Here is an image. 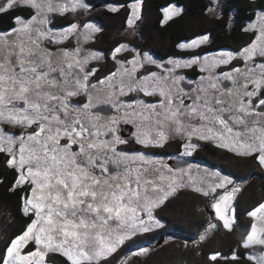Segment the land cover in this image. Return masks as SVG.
Masks as SVG:
<instances>
[{"label": "snow or ice", "instance_id": "1", "mask_svg": "<svg viewBox=\"0 0 264 264\" xmlns=\"http://www.w3.org/2000/svg\"><path fill=\"white\" fill-rule=\"evenodd\" d=\"M143 2L127 5L129 28L141 19ZM16 8L32 14L13 16L14 26L0 33V162L13 173L9 190H23L20 211L30 222L0 250V264H113L126 241L160 227L154 210L178 191L191 188L208 197L233 183L218 171L193 175L191 164L173 169L143 151L119 149L129 143L117 134L120 121L135 125V143L145 149L180 139L182 155L190 156L199 146L195 139L254 157L264 167V7L254 0L255 18L242 28L254 38L244 47L183 61L170 58L171 67L126 43L107 55L86 48L101 32L91 21L78 20L58 31L49 26L55 15L87 13L85 0H3L0 14ZM107 11L120 8L109 5ZM182 11L175 4L162 7L161 25ZM72 40L75 46H64ZM208 41L203 35L178 47L196 49ZM93 61H111L112 67L98 77L101 69ZM193 66L202 75L185 91L176 70ZM222 66L228 70L217 73ZM221 78L232 86L222 89ZM100 103L111 105L117 115L102 116L95 110ZM238 191L225 190L212 204L229 231L236 222L230 201ZM247 216L250 227L239 245L246 252L216 251L210 264H239L242 257L264 264V251H253L264 249V203ZM147 252L140 248L119 264Z\"/></svg>", "mask_w": 264, "mask_h": 264}, {"label": "trees", "instance_id": "2", "mask_svg": "<svg viewBox=\"0 0 264 264\" xmlns=\"http://www.w3.org/2000/svg\"><path fill=\"white\" fill-rule=\"evenodd\" d=\"M86 1L90 4L104 2L123 5L117 13L103 10L99 16H95V21L100 22L103 29L99 39L91 44L93 47L101 49L106 54L119 42L128 41L122 32L126 26L128 11L126 4L132 0ZM254 2L255 5L264 7V0H254ZM169 4H175L183 11L161 25L160 21L163 17L160 10ZM207 7V0H144L142 7L144 20L141 22L139 31L141 36L134 37L130 42L140 44L156 55L179 53L181 56H186L197 53L198 50H178V44L196 36L210 37L208 46L202 50L238 51L250 42L251 38H254L252 33L242 31L245 23L254 18L253 0H223L222 13L216 17L208 15ZM19 14L28 17L31 10L16 8L0 14V31L14 26L12 17ZM57 20H60L57 23L64 22L63 19ZM204 146L199 153L202 161L207 165H212V161L219 163L221 161L220 168L223 171L234 178H244V184L235 196L236 222L233 230H216L204 240H200L199 236L208 224V213L204 209L207 199L204 195L190 189H181L155 211V215L163 221V225L126 241L118 250V254H114L113 264H119V259L123 258L132 247L146 242L150 243L148 252L141 256L132 255L128 264H210L208 258L216 251L225 256H231L233 251L241 254L246 252L239 245L251 223L247 212L264 199V168L254 157L237 156L209 144ZM4 177L7 178L3 179ZM0 179H3L0 183V250H3L10 238L18 234L30 221L20 211V196L23 190H9L14 177L12 171L6 170L2 162H0ZM168 233H174L177 237L166 239L155 247L153 242L158 236L168 235ZM186 243L187 246H185ZM220 264L225 262L220 261ZM239 264H249V262L242 257Z\"/></svg>", "mask_w": 264, "mask_h": 264}, {"label": "rangeland", "instance_id": "3", "mask_svg": "<svg viewBox=\"0 0 264 264\" xmlns=\"http://www.w3.org/2000/svg\"><path fill=\"white\" fill-rule=\"evenodd\" d=\"M222 1H223V0H207V5H208V7H207V10H206V11H207V13H208V15H209L210 17H216V16H218V15H220V14L222 13V10H221V3H222ZM2 2H3V0H0V3H2ZM85 2L88 3L86 0H85ZM130 3H131V2H128V3L126 4V6H127L128 4H130ZM88 4L90 5V10H89L87 13H84L83 15H65V16L55 15V16L52 17V23H51L49 26H50V27H53L54 30L58 31L60 28H62V27H66L69 23L77 22L78 20H82V21L85 22V23L91 21L92 23H95L98 27L101 28V32L95 34V37H96V35H97V37H96V39H95L94 41H96V40L99 39V37L101 36V33H102V29H103V27L100 25V22L98 23V22L95 21V16H99L103 10H106V11H107V7H108L109 5H111V6H115V7H118V8H120V10H121V7H122L123 5H121V4H117V3H104V2H102V3L95 2V3H91V4L88 3ZM177 7H178V6H177ZM210 8H214L215 11H214V12H209L208 9H210ZM160 11H161V10H160ZM31 14H32V13H31ZM31 14H30V15H31ZM30 15H29V16H30ZM161 15H162V17H163L162 12H161ZM29 16H28V17H29ZM26 18H27V17H26ZM231 18H232V15H231ZM254 18H255V15H254ZM254 18H253V19H254ZM57 19H63L64 22H63V23H57V22H60V20H57ZM126 20H127V19H126ZM143 20H144V15H143V11H142V9H141V19L138 20V21L136 22L135 25H133L131 28H129L128 25H127V23L125 24L126 26L124 27L122 33H124L123 35L128 39V41H127V40H123V41H121V42H119V43L124 42V43L128 44L130 47H132V48H136L137 50H139V51H141V52H147L149 55H151V56L154 58V55H152V54L149 52V50H148L147 48H143V46H140V44L138 45V44H134V43H131V42H130V40L134 39V37H136V36H137V37L141 36V33H139V31H140V25H141V22H142ZM232 21H233V20H232ZM248 22H249V21H248ZM248 22H246L245 25H246ZM12 27H13V26H12ZM9 29H10V28L5 29V30H1L0 33L5 32V31H8ZM138 35H139V36H138ZM200 36H203V35H200ZM207 36H208V35H207ZM197 37H199V36H196V37H194L193 39H196ZM208 37H209V36H208ZM193 39L188 40V41H185V42H182V43H190ZM209 39H210V37H209ZM92 40H93V39H92ZM90 41H91V40H90ZM142 42H143V41H141V43H142ZM208 42H209V41H208ZM208 42L205 43V44H202V45H200L198 48H196V49H198V52L196 53L197 55H201V56H203V55H205V54L212 53V52H209L210 50H202V49H204V48H206V47L208 46ZM119 43H118V44H119ZM118 44H117V45H118ZM180 44H181V43H180ZM64 46H75V40H72V41H70V42H69V41H65ZM49 47H55V46L49 45ZM85 47L87 48L86 45H85ZM177 48H178V50H180L179 47H177ZM196 49H184V50L181 49V50H182V51H195ZM240 49H241V48H240ZM90 50H91V49H90ZM199 50H200V51H199ZM225 50H230V49H225ZM230 51H234V52H235V51H237V50H230ZM238 51H239V50H238ZM176 54H179V53H176ZM166 55H169V57L166 58L163 62H166V63H167L168 60H169L171 57H170V54H166ZM171 55H173V54H171ZM183 58H184V60H186L187 57H183ZM154 59L157 60L156 58H154ZM187 59H189V57H188ZM157 61H158V60H157ZM158 62H159V61H158ZM166 63H163V64H166ZM233 63H234V64H239V63H242V62H241V61H234ZM53 66L55 67V65H53ZM110 66H112V63H111ZM149 67H152V66H149ZM152 68H154V67H152ZM193 69H195L196 71H194ZM186 70H187V72H186ZM227 70H228V67L222 66V67H220L219 69H217L216 71H217V73H220V72H224V71H227ZM154 71H156L155 68H154ZM195 72H196V73H195ZM176 74L184 77V79H183V81H181V83H182V82H192V83H194V84H198V83H199V76L202 75V73H200V71H199L198 66H193V67L185 68V69H177V70H176ZM224 81H227V80H224L223 78H221L220 81H219L220 86H221L222 89H226V88H224V87L222 86V83H223ZM229 82H230V81H229ZM231 86H232V85H231ZM231 86H230V87H231ZM180 87H182L181 84H180ZM182 88H183V87H182ZM228 88H229V87H228ZM183 89H184V88H183ZM184 90H185V89H184ZM185 91H187V90H185ZM100 99H103V95H102V94H101V96H100ZM104 104H105V103H104ZM110 106H111V105H110ZM112 109H113V108H112ZM113 115H117L115 109H113L112 114L108 115L107 117H111V116H113ZM104 117H106V116H104ZM122 123L131 125L133 133L136 131V128H135V125H134V124H132V123H125L124 121H120V122H119V124H122ZM117 127L119 128V126H117ZM117 131H118V129H117ZM133 133H132V134H133ZM132 134L130 135V138L133 137ZM123 139H124V138H123ZM222 150L227 151L226 149H222ZM145 155H146V154H145ZM146 156L149 157L148 155H146ZM150 158H151V157H150ZM153 159H154V158H153ZM182 159H184V160H185L184 162H187V164H185V165H181V166H177V167H172V166H170L166 159H161V160L164 161L166 164H168L169 167H171V168H173V169H176V168H183V167H184V168H187L186 166H188V164L192 162L191 160H188L187 157H183ZM168 160H169V159H168ZM188 162H189V163H188ZM191 165H193V169H192L193 175H197V172H199L200 175H204V170L207 169L209 172H217V171H218V172L221 173V175H226V176H228V177L233 181V183H232L231 185H226L225 188H217V190H216L215 193H213L212 195L206 197L207 202H206V204H204V209H205L206 212L208 213V224L205 226V228H204L203 232L200 234V236H201L202 234H205L206 230H207L206 237L209 236V235H211L212 233H214L216 230H227V231H228V229H225V228L223 227V221L220 220L219 217L216 216L215 209L212 207V204L215 203V201L218 200L219 197H220L221 195L224 194L225 190L231 191L232 188H239V189H240V188L242 187V185L244 184V181H243V180H238V179H236V178H234V177H231V176L227 175L226 173H224L222 170L218 169V167H217V169H214V168H212L211 166H208V165L204 164L203 162H202V163H201V162H199V163H192ZM196 166H199V169H198V170H197ZM263 168H264V167H263ZM204 186L207 187V185H204ZM185 189H190V190H192L191 188H185ZM192 191H193V190H192ZM200 194H201V193H200ZM236 194H237V192L235 193V195H234L232 201H230V205H231V207H230V209H229L230 212H233V211L235 212V205H234V203H235V196H236ZM261 203H264V199L262 200ZM257 206H258V205H257ZM159 208H160V207H159ZM159 208H157V209H159ZM157 209L154 210V215H155V211H156ZM155 217L157 218L156 215H155ZM157 219H158V218H157ZM158 220L160 221V226H162V225H163V221L160 220V219H158ZM209 224H215L216 227H215V228H209ZM158 228H159V227H158ZM154 229H157V228H154ZM154 229H153V230H154ZM153 230H152V231H153ZM140 234H142V233H139L138 235H140ZM161 235L164 236V239H162L161 243L164 242L166 239L177 237V235L174 234V233H168V235H165V234H161ZM159 236H160V235H159ZM159 236H158V238L155 240L156 242L158 241ZM200 236H199V238H200ZM154 245H155V247L158 246V245H156V243H154ZM159 245H160V244H159ZM140 248H146V249H148V248H149V244L143 243V244L140 245V246L132 247V248H131V249H130V250L124 255V257H125V256H130L132 253L137 252ZM253 251L259 253V252H261V251H264V249L256 248V249H253Z\"/></svg>", "mask_w": 264, "mask_h": 264}, {"label": "flooded vegetation", "instance_id": "4", "mask_svg": "<svg viewBox=\"0 0 264 264\" xmlns=\"http://www.w3.org/2000/svg\"><path fill=\"white\" fill-rule=\"evenodd\" d=\"M96 37H97V35H96ZM96 37L93 39V40H91V41H89L87 44H86V46H87V48L88 49H91V50H95V51H100V52H103L101 49H97V48H95V47H93L91 44L94 42V40L96 39ZM122 43H124V42H122ZM180 44V43H179ZM178 44V45H179ZM112 49V48H111ZM110 49V50H111ZM110 50L108 51V53L110 52ZM196 50H198V49H196ZM218 51H220V50H215V49H212V50H210L209 52H218ZM152 55H154V58H156L158 61H159V63H166V62H163L166 58H168L169 57V55H163V56H160V55H156L155 53H152L151 51H149ZM104 53V52H103ZM108 53H104L105 55H107ZM173 55H171V53H170V57L171 58H175V59H180V60H184V58L183 57H192V56H195V55H197L196 53H194V54H189V55H186V56H181V55H179V54H176V53H172ZM186 58V59H187ZM111 61H107V62H105V61H100V62H95V61H93L92 62V65L93 66H96V67H99L100 69H101V71L100 72H98L97 73V76L98 77H102V76H104V75H106L107 74V71H106V68L108 69V68H111V67H109L110 65H111ZM167 65H168V62L166 63ZM107 65H109V66H107ZM170 66V65H169ZM171 67V66H170ZM105 68V69H104ZM151 68V70H153L154 71V68H152V67H150ZM155 70L156 71H159V69H156L155 68ZM194 71H196L195 69H193ZM186 72H187V70H186ZM196 73V72H195ZM186 83H188L189 85H191L192 87L191 88H193V87H195L197 84H194V83H192V82H186ZM231 83V82H230ZM231 86V85H230ZM185 89V88H184ZM185 90H187L188 91V89H185ZM190 90V89H189ZM124 99H127V98H124ZM150 100H154L155 98H149ZM101 105H104V103H100V104H98L97 105V107L98 106H101ZM96 107V108H97ZM99 112V111H98ZM100 114L102 115V116H108V115H103L101 112H100ZM124 123H122V124H119L118 123V125L117 126H119V128L117 127V129H118V131H117V134L118 135H120L121 136V138L123 139H126V140H128L129 141V143L128 144H126V145H119L118 147H119V149H121V150H124V151H128L129 153H133V152H135V151H143L146 155H148L149 157H151V158H154V159H156V160H161V159H166L167 160V162L169 163V165L170 166H172L173 167V164H176L177 162H179V161H181V162H184L185 160L184 159H182L183 157H187L188 158V160H191L192 162L191 163H189V164H192V163H199V162H203L204 164H206L207 165V163H205L204 161H202L200 158H199V153H200V150H202V149H204V145L205 144H209V145H212V146H215V144L214 143H211V142H200V141H196L195 139L193 140V142L194 143H197L199 146L195 149V150H193L192 151V154L190 155V156H184V155H182V152L184 151V149L181 147V144L182 143H184V141H182V140H180V139H170L165 145H164V147H150V148H142V146L141 145H138V144H136L135 143V140H134V138L132 137V138H130V135L133 133V131L131 132V134L130 135H128V136H123L122 134H121V126L123 125ZM168 152V153H167ZM169 159V160H168ZM172 163V164H171ZM188 164V165H189ZM212 165H208V166H211L212 168H214V169H217V167H218V169H220V170H222L220 167L222 166V164H221V161H220V163L219 162H216V161H212V163H211ZM111 167H114V166H111ZM187 167V166H186ZM184 168V167H183ZM223 171V170H222ZM224 173H226L227 175H229V176H231L232 177V175H230L228 172H226V171H223ZM236 179H238V180H243L244 181V178H241V177H237ZM146 243H148V242H146ZM153 243H156V241H154Z\"/></svg>", "mask_w": 264, "mask_h": 264}, {"label": "water", "instance_id": "5", "mask_svg": "<svg viewBox=\"0 0 264 264\" xmlns=\"http://www.w3.org/2000/svg\"><path fill=\"white\" fill-rule=\"evenodd\" d=\"M164 65L167 66V67H170L167 64H164ZM181 85H182L183 88L188 89V90L191 89V87H192L191 85H189L186 82H182ZM230 85H231V83L229 81H224L222 83V86L224 88H228V87H230ZM95 110L101 112L103 115H110L113 112V109H112V107L109 104H104V105L98 106ZM131 132H132L131 125H129V124H123L121 126V134L123 136H128V135L131 134ZM185 164H187V162H181V161H179L176 164H173V167H177V166H181V165H185ZM162 239H164V236L163 235H160L158 241L156 242V245L161 244Z\"/></svg>", "mask_w": 264, "mask_h": 264}, {"label": "bare ground", "instance_id": "6", "mask_svg": "<svg viewBox=\"0 0 264 264\" xmlns=\"http://www.w3.org/2000/svg\"><path fill=\"white\" fill-rule=\"evenodd\" d=\"M146 244H149L150 245V243L148 242V243H146Z\"/></svg>", "mask_w": 264, "mask_h": 264}]
</instances>
